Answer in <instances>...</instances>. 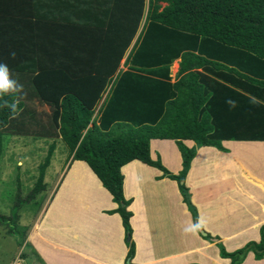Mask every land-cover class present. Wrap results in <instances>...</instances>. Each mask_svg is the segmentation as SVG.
Segmentation results:
<instances>
[{"label": "trees", "instance_id": "trees-1", "mask_svg": "<svg viewBox=\"0 0 264 264\" xmlns=\"http://www.w3.org/2000/svg\"><path fill=\"white\" fill-rule=\"evenodd\" d=\"M136 33L124 59L126 69L119 72V60ZM198 39L208 44L211 57L185 48ZM28 42L38 47L35 54L27 52L29 46L22 48ZM178 56L180 76L170 83L168 65ZM0 64L23 86L18 93L0 94V157L4 137L11 135L58 136L68 154L78 149L76 158L117 204L111 212L121 219L126 264L133 242L119 168L137 159L166 172L158 159L149 158L150 138L175 139L182 168L166 175L177 182L194 223V207L183 185L194 148L180 139L219 150H224L222 139L264 140V133L250 132L251 127L264 129V124H254L256 116H264V0H0ZM28 95L49 105L45 117L28 106ZM5 101L16 103L15 113ZM95 111L97 125L92 124ZM53 149L52 140L23 197L15 175L10 216L0 213V225L10 224L7 234L16 232L18 209L44 190V169ZM216 245L230 264H239L247 251L259 259L264 224L257 242L230 252ZM31 255L38 258L31 248L19 257Z\"/></svg>", "mask_w": 264, "mask_h": 264}, {"label": "crops", "instance_id": "crops-1", "mask_svg": "<svg viewBox=\"0 0 264 264\" xmlns=\"http://www.w3.org/2000/svg\"><path fill=\"white\" fill-rule=\"evenodd\" d=\"M137 33L119 60V72L126 69L124 59L133 47ZM28 46L27 52H37L38 47H31L29 42L22 48ZM208 47L199 39L185 46L188 51L211 57ZM179 60L178 56L168 65L170 83L180 76ZM195 70L203 73L200 68ZM107 90L102 93L97 106L107 96ZM236 92L241 91L236 89ZM26 102L30 107H33L32 102L43 105L48 109L45 115L49 113V105L34 96ZM98 114L93 116V125H97ZM18 137L54 141L43 174L44 190L50 189V194L27 227L23 240V244L29 243L39 257L35 263L126 264L127 247L121 219L117 212H111L117 204L88 165L76 158L78 149L74 148L68 154L58 136ZM180 141L186 147L194 148L183 185L194 207L195 223L202 219L204 226L199 231L185 232L194 221L182 201L177 182L166 175H176L182 168L175 139L150 138L149 158L152 161L158 159L166 172L137 159L119 168L122 195L128 200L126 209L130 211L128 223L133 242L130 264H230L229 258L220 257L217 242L230 252L247 241L259 240V226L264 224V140L222 139L219 144L224 150L212 145L196 146L191 139ZM48 175L51 179H47ZM203 234L213 238H203ZM0 236L4 240L10 238L2 231ZM0 255L5 257L6 252ZM239 264H264V254L254 259L252 252L247 251Z\"/></svg>", "mask_w": 264, "mask_h": 264}, {"label": "rangeland", "instance_id": "rangeland-1", "mask_svg": "<svg viewBox=\"0 0 264 264\" xmlns=\"http://www.w3.org/2000/svg\"><path fill=\"white\" fill-rule=\"evenodd\" d=\"M32 105L40 117H45V113L48 110L47 107L36 102H32ZM254 122V124L258 122L260 127H262V124H264L263 114L256 116ZM250 132L264 133V129L255 127L252 129L251 127ZM4 138V148L0 157V213L10 216L17 186L15 175L17 174L18 176L19 193L23 197L33 185L37 175V164L43 159L46 145L50 140L28 139L18 136H5ZM47 179H51L49 175ZM49 194L50 189L42 190L36 194L33 200L18 209L16 232L9 234V240H6L8 238L6 236L5 240L0 236V247L3 246V248H0V254L1 252H6L5 257L0 255V264L11 263L12 259L13 262L11 264H37L35 263L36 258L32 255L23 260L19 257L21 252L27 253L31 248L29 243H24L26 245H23L20 240L24 237L26 229L34 219V216L44 206ZM7 227L9 228L10 224L0 225V231L7 234Z\"/></svg>", "mask_w": 264, "mask_h": 264}, {"label": "clouds", "instance_id": "clouds-1", "mask_svg": "<svg viewBox=\"0 0 264 264\" xmlns=\"http://www.w3.org/2000/svg\"><path fill=\"white\" fill-rule=\"evenodd\" d=\"M22 88L23 86L20 85L18 81L10 79L9 69L7 65L0 64V94L7 95L9 93H18L22 91ZM229 103L233 102L229 101ZM4 106L10 107L13 113L16 112L17 105L15 102L8 104V102L5 101ZM203 226L204 222L202 219H200L190 227L186 228L185 232H194Z\"/></svg>", "mask_w": 264, "mask_h": 264}]
</instances>
